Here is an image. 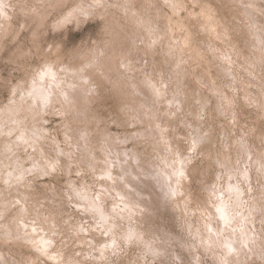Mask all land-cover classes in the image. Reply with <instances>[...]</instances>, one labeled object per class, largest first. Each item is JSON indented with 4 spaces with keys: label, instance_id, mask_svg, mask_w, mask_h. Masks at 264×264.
<instances>
[{
    "label": "rangeland",
    "instance_id": "374dc122",
    "mask_svg": "<svg viewBox=\"0 0 264 264\" xmlns=\"http://www.w3.org/2000/svg\"><path fill=\"white\" fill-rule=\"evenodd\" d=\"M262 163L264 0H0V264H264Z\"/></svg>",
    "mask_w": 264,
    "mask_h": 264
},
{
    "label": "snow or ice",
    "instance_id": "6c2138e0",
    "mask_svg": "<svg viewBox=\"0 0 264 264\" xmlns=\"http://www.w3.org/2000/svg\"><path fill=\"white\" fill-rule=\"evenodd\" d=\"M154 91L156 92L157 95H159V90L158 89H154ZM198 141L197 140H194L193 141V148L196 147ZM49 168L51 169V171H56V164L53 163V164H50L49 165ZM261 170L264 171V163L261 164ZM180 176H183V171L180 170L179 173H178ZM244 177L245 179L247 178V171L245 170L244 172ZM101 179L102 180H111L112 179V175H111V172L106 170L104 172V175L101 176ZM228 191L231 193V192H235L236 193V196L239 197L241 195V192H240V189H239V186H235V187H229ZM78 195L81 196V198H86L83 196V194L81 193H78ZM100 199V196L97 195L95 196L93 199H92V202L90 205H88V208L92 211H94L95 213H97L101 219V221H104L105 220V216H104V212L102 211V209L96 204V201H98ZM219 204L216 206V213L218 215V218L221 222H223V224L228 227L231 225L234 217L232 216V214L230 213L229 211V204H226L222 198H219ZM229 201H231V197H229ZM262 213H264V205H262ZM262 223H264V221H262ZM81 231H83V229H81ZM209 231H211V229H209ZM127 239L128 240H132L134 239V236L132 233H129L128 236H127ZM241 243V247H247V243L245 240H241L240 241ZM105 247H107V245H105ZM225 247L227 248L228 250V253L229 254H234L237 249L233 248L231 243H227L225 244ZM223 264H227V261H224Z\"/></svg>",
    "mask_w": 264,
    "mask_h": 264
},
{
    "label": "bare ground",
    "instance_id": "6f19581e",
    "mask_svg": "<svg viewBox=\"0 0 264 264\" xmlns=\"http://www.w3.org/2000/svg\"><path fill=\"white\" fill-rule=\"evenodd\" d=\"M249 2V1H248ZM14 4V3H13ZM244 4V3H243ZM243 4L241 3V5L243 6ZM255 5H257V4H255ZM201 6V5H200ZM9 7V6H8ZM231 7V6H230ZM234 7V6H233ZM253 7V6H252ZM7 9V8H6ZM13 9V8H12ZM201 9V8H200ZM232 9H234V8H232ZM8 10V9H7ZM202 10V9H201ZM231 10V9H230ZM258 10V9H257ZM218 11V10H217ZM230 13V12H229ZM238 14V13H237ZM262 14V13H261ZM233 15V14H232ZM239 15V14H238ZM244 15H246L245 13H244ZM183 16V15H182ZM184 17V16H183ZM249 17V16H248ZM172 18V17H171ZM244 18V17H243ZM168 19V18H167ZM245 19V18H244ZM190 20V19H189ZM203 20V19H202ZM238 20V19H237ZM171 21V20H170ZM246 21V20H245ZM249 21H251V20H249ZM237 22V21H236ZM252 22V21H251ZM194 24V23H193ZM206 24V23H205ZM197 27V26H196ZM195 27V28H196ZM2 29V28H1ZM7 29V28H6ZM189 29V28H188ZM255 30V29H254ZM209 31V30H208ZM261 31V30H260ZM256 32V31H255ZM189 34V33H188ZM210 36V35H209ZM192 37V36H191ZM199 37V36H198ZM204 42H208V41H204ZM202 43V42H201ZM190 44V43H189ZM206 44V43H205ZM204 44V45H205ZM212 45V44H211ZM211 48V47H210ZM203 49V48H202ZM202 52V51H201ZM218 52V51H217ZM199 53V52H198ZM217 55V54H216ZM219 57V56H218ZM51 73V72H50ZM38 84V83H37ZM42 86V85H41ZM44 89V88H43ZM45 90V89H44ZM46 91V90H45ZM50 96V95H49ZM47 101V100H46ZM152 188H153V186H152ZM150 189V188H149ZM144 193V192H143ZM151 196V195H150ZM240 199V198H239ZM236 201V200H235ZM231 205V204H230ZM232 209V208H231ZM230 209V210H231ZM29 231V230H28ZM22 233V232H21ZM25 233V232H24ZM32 234V233H31ZM26 236H27V234H26ZM25 237V236H24ZM31 239V238H30ZM35 240V239H34ZM262 241V240H261ZM36 243V242H35ZM60 261V260H59ZM69 264V263H68Z\"/></svg>",
    "mask_w": 264,
    "mask_h": 264
}]
</instances>
